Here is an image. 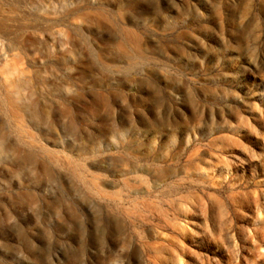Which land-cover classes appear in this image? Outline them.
I'll use <instances>...</instances> for the list:
<instances>
[{
  "label": "rangeland",
  "instance_id": "obj_1",
  "mask_svg": "<svg viewBox=\"0 0 264 264\" xmlns=\"http://www.w3.org/2000/svg\"><path fill=\"white\" fill-rule=\"evenodd\" d=\"M0 264H264V0H0Z\"/></svg>",
  "mask_w": 264,
  "mask_h": 264
}]
</instances>
